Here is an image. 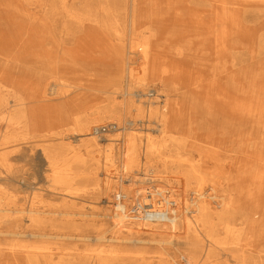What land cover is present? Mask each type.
<instances>
[{"label": "rangeland", "instance_id": "1", "mask_svg": "<svg viewBox=\"0 0 264 264\" xmlns=\"http://www.w3.org/2000/svg\"><path fill=\"white\" fill-rule=\"evenodd\" d=\"M0 264H264V0H0Z\"/></svg>", "mask_w": 264, "mask_h": 264}, {"label": "bare ground", "instance_id": "2", "mask_svg": "<svg viewBox=\"0 0 264 264\" xmlns=\"http://www.w3.org/2000/svg\"><path fill=\"white\" fill-rule=\"evenodd\" d=\"M120 198V197H119ZM122 198V197H121ZM175 207V206H174ZM117 211H121V215H119V214H116L115 215V217L119 220V221H124V220H126V219H128L129 217H127V207H126V205L125 204H122V203H120V204H118L117 205ZM140 212V211H139ZM134 213H136V212H134ZM173 213V212H172ZM148 216V218L150 217V218H154V217H159V215H156V214H148L147 215ZM120 223V222H119ZM144 244V243H143Z\"/></svg>", "mask_w": 264, "mask_h": 264}, {"label": "built area", "instance_id": "3", "mask_svg": "<svg viewBox=\"0 0 264 264\" xmlns=\"http://www.w3.org/2000/svg\"><path fill=\"white\" fill-rule=\"evenodd\" d=\"M112 129H114V125H109V126H107V127L99 128V129H97L95 132H96L97 134H99V133H104V132H106V131H110V130H112Z\"/></svg>", "mask_w": 264, "mask_h": 264}]
</instances>
